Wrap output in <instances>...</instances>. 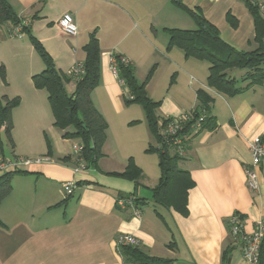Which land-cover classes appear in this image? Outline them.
Here are the masks:
<instances>
[{
    "label": "crops",
    "instance_id": "obj_1",
    "mask_svg": "<svg viewBox=\"0 0 264 264\" xmlns=\"http://www.w3.org/2000/svg\"><path fill=\"white\" fill-rule=\"evenodd\" d=\"M180 1L198 10L228 44L237 49L255 47L253 20L241 0ZM8 2L65 73L83 62L82 47L89 34L96 33L100 78L90 97L107 129L97 165L76 171L79 163H74L73 145L78 140L62 137V131L54 126L47 93L35 88L31 80L44 66L36 59L30 63L25 80L14 86L13 95L19 103L12 109L14 141L10 147L13 156L47 160L14 169L19 172L13 174L11 191L0 203V264H136L117 247L120 233L139 239L135 247L146 255L171 259L173 264H247L242 241L233 238L229 219L239 215L245 234H250L258 221L264 222V165L255 168L256 190L248 187L244 172L252 167L247 141L264 137V83L230 97L209 87L205 61L186 58L176 46L166 48V28L196 27L194 19L172 0ZM227 12L236 18V27L227 21ZM64 13L72 15L75 35L60 30L58 22ZM9 27H0V46H16L18 55L33 52L28 39L13 35ZM111 52L129 60L138 81L154 67L145 90L159 103L155 110L158 118L191 112L197 105V89L213 97L211 115L216 127L196 130L178 162L194 182L188 190L187 215L152 201L151 189L158 182L160 169L157 153L146 149L154 138L142 107L124 103L123 88L109 67ZM170 71L177 76L167 84ZM229 74L239 77L238 84L245 86L240 80L242 70L232 69ZM74 87V79L65 84L68 93ZM0 93V97L12 96L8 91ZM0 145L4 155L2 140ZM67 156L71 158L62 159ZM130 158L141 169L136 180L119 176ZM66 180L75 182L71 195L63 190ZM130 195L140 198L137 207L118 204ZM134 208H138L139 217Z\"/></svg>",
    "mask_w": 264,
    "mask_h": 264
},
{
    "label": "trees",
    "instance_id": "obj_2",
    "mask_svg": "<svg viewBox=\"0 0 264 264\" xmlns=\"http://www.w3.org/2000/svg\"><path fill=\"white\" fill-rule=\"evenodd\" d=\"M178 7L184 9L195 21L194 29L166 28L168 43L166 48L174 46L180 48L186 58H195L208 64L206 77L207 85L225 96H234L249 87L264 83V14L257 5L249 0H241L247 7L253 20V38L255 47L251 49H237L221 39L219 30L198 11L187 8L180 0H172ZM226 19L232 27H236L237 20L230 12ZM13 10L8 0H0V27L9 24L10 29L21 25L22 32L26 33L33 48L39 53L44 68L31 76L33 86L44 89L53 115V124L62 131V137L74 138L81 146L74 153V163L82 162L86 168L95 167L98 158L102 155V145L106 138L107 123L101 113L94 106L90 93L98 85L100 78V48L95 32L89 34L88 41L83 45L85 57L82 62L83 73L78 79L58 69L43 45L32 35L27 24ZM250 43V42H249ZM117 59L118 77L123 81V101L126 105L139 104L145 116V121L155 145H149L148 152H155L158 156L160 176L157 184L151 189L152 201L166 208H173L181 215H187L188 190L194 185L189 172L179 167L178 162L182 155L175 149L171 140L166 142L160 129L171 117L158 118L155 110L159 103L152 100L146 90L145 84L152 74V67L143 81H138L133 66L124 64ZM232 69L242 70L240 78L246 82L239 85L235 77L229 74ZM0 76L4 78L3 67H0ZM71 79L75 80V87L71 93L65 90V84ZM197 105L191 111V120L182 125L178 135L183 137L185 147L189 138L198 129H213L216 127L215 117L211 115L213 97L203 89L196 91ZM19 103V98L8 99L0 97V128L12 139L11 111ZM199 117H202L199 120ZM132 121L131 123H134ZM48 153L50 143L45 137ZM63 157L62 159H70ZM19 170L5 171L0 175V203L11 191V178ZM141 175V169L134 164L132 158L127 162L125 169L119 176L136 180ZM80 182H77L78 184ZM132 196V195H130ZM125 196L124 198H126ZM144 200V199H142ZM140 198L133 196V205H139ZM230 248L225 249L228 255ZM123 256H129L136 264H173L171 259H163L146 255L137 247L123 246L120 248ZM256 264H264V235L259 244L258 260Z\"/></svg>",
    "mask_w": 264,
    "mask_h": 264
},
{
    "label": "built area",
    "instance_id": "obj_3",
    "mask_svg": "<svg viewBox=\"0 0 264 264\" xmlns=\"http://www.w3.org/2000/svg\"><path fill=\"white\" fill-rule=\"evenodd\" d=\"M252 4L258 6V8L263 11L264 10V0H249ZM27 21H22V24H27ZM59 27L60 30L69 36L75 35L77 33V26L74 22V19L70 13H64L59 19ZM21 25H18L13 28L12 34L21 37L22 36ZM118 59L120 62L124 64H129V60L123 56L118 55ZM109 67L114 77L119 80V83L123 87V81L118 77L117 70V59L114 53H109ZM83 73V65L82 62L75 63L68 74H70L74 79H78L80 75ZM191 112H187L179 117H171V119L167 120L164 124V127L160 129L161 135L164 137L165 141L168 142L171 140V144L175 147V149L181 155L184 151V141L183 137L178 135V132L181 131L182 125L187 121L191 120ZM202 117H199L201 120ZM247 146L251 156V165L252 167L245 169V176L247 180V185L251 190H256L258 188V175L255 171V168L264 165V137L255 136L247 141ZM81 146L79 144L73 145V152L77 153L80 150ZM47 160L46 157H34V158H25V157H17L14 159H9L4 157L0 153V172H5L8 170L18 169L23 165H29L32 163H40L41 161ZM79 166L75 167V170L85 168L84 164L80 162ZM63 190L65 195H71L73 193V189L75 188V182L73 180H66L63 182ZM118 204L125 205H133V196H127L126 198L120 199ZM134 215L139 217L138 208H134ZM230 224V232L233 238H239L242 241V256L243 259L247 262V264H256L258 260V250L260 241L264 235V222L258 221L255 224L254 230L250 234H245L243 231V224L239 215L234 214L229 219ZM116 245L120 249L123 246H137L139 244V239H137L134 235L129 233H120L118 234L116 240Z\"/></svg>",
    "mask_w": 264,
    "mask_h": 264
},
{
    "label": "rangeland",
    "instance_id": "obj_4",
    "mask_svg": "<svg viewBox=\"0 0 264 264\" xmlns=\"http://www.w3.org/2000/svg\"><path fill=\"white\" fill-rule=\"evenodd\" d=\"M262 13L264 14V10L262 11ZM21 37H25V39H28V41L30 42L26 33L23 32ZM7 39H9V38H7ZM245 48H248V47H245ZM249 49H251V48H249ZM15 52H17L16 46L14 48V46H12L9 43L8 44H2L0 46V67L2 66L3 70H4V78H2V76H0V92H3V91H5V93L7 91L10 92V94H12V96L7 97L8 99H12L14 97L18 98V96L13 95L14 94L13 91H15L14 86L16 87L19 81L22 82L23 80H25V75L27 74V70L29 68V65L31 62L33 63L34 59H36V61H38V63L40 65L44 66V63H43L39 53L35 49L30 54H29V52L24 51L18 55ZM32 66H36L35 63ZM163 75H165V71H164ZM175 76H177V75L175 73H173V71H170L167 84L169 82L170 83L174 82V80L176 79ZM182 77L183 76H180V80H182ZM236 78H239V77H236ZM123 96H126V93L124 91H123L122 97ZM11 117H12V111H11ZM12 130H13V119H12L11 131H10V136H11V139L13 142L14 140L12 138ZM1 140L4 143V145H2V148H3L2 151L4 153V155H3L4 157L9 158V159H14V158L19 157V156H13L12 155V151H11V147H10L11 143H10L8 136L5 134L4 130L0 131V141ZM153 144L155 145L154 139L152 141V146H154ZM0 147H1V145H0ZM183 154H184V151L181 155H183ZM134 164H135V162H134Z\"/></svg>",
    "mask_w": 264,
    "mask_h": 264
}]
</instances>
